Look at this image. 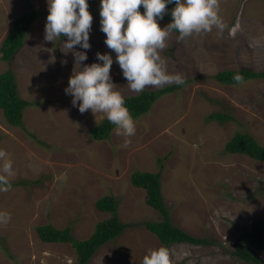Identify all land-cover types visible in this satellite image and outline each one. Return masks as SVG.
<instances>
[{
    "label": "rangeland",
    "instance_id": "rangeland-1",
    "mask_svg": "<svg viewBox=\"0 0 264 264\" xmlns=\"http://www.w3.org/2000/svg\"><path fill=\"white\" fill-rule=\"evenodd\" d=\"M88 3L91 48L83 63L96 62L97 52L110 53L117 90L124 97L138 95L127 87L115 52L104 43L100 0ZM218 3L222 31L213 28L180 39L173 30L159 51L168 74L186 85L135 119L134 135H119L115 128L109 139L95 140L90 131L106 115L90 109L81 113L65 94L75 61L72 52L62 50L67 37L44 40L47 0H0V49L18 16L31 8L44 13L11 61L3 60L0 51V73L13 70L21 97L32 103L20 127L10 125L0 110V149L14 170L9 190L0 191V213L10 216L7 221L0 217V264H75L72 244L44 242L37 227H69L76 239L85 240L111 216L96 205L106 195L119 199L120 218L131 226L103 245L89 264H142L150 249L161 246L169 250L171 264H264V247L242 237L264 217V161L226 151L239 132L264 147V79L225 85L214 78L229 68L264 70V0ZM170 21L158 23L164 27ZM213 113L233 119H210ZM139 170L161 172L173 224L206 238L208 245L169 246L144 225L163 216L146 202V190L133 185L132 174ZM238 245L253 248L260 261L237 256Z\"/></svg>",
    "mask_w": 264,
    "mask_h": 264
},
{
    "label": "clouds",
    "instance_id": "clouds-1",
    "mask_svg": "<svg viewBox=\"0 0 264 264\" xmlns=\"http://www.w3.org/2000/svg\"><path fill=\"white\" fill-rule=\"evenodd\" d=\"M169 4L174 7L168 9ZM47 10L44 40L54 42L59 37H67L61 41L62 50L67 49L74 56V70L64 90L72 97L73 107H78L81 113L89 109L93 114L104 113L115 125L117 134L134 135L133 116L110 75L113 56L97 52L96 62L83 63L88 59L86 50L91 48L89 36L93 15L88 0H47ZM165 14H170L172 19L161 27L158 20ZM99 15L100 31L106 34L104 43L115 52V61L127 87L133 92H142L148 86L162 87L174 79L181 82L178 77L168 74L159 55L170 32L177 31L183 39L193 33L210 32L213 28L222 31L224 28L218 0H100ZM75 46L85 51H77ZM77 65L79 70H76ZM234 79L241 82L243 77L237 74ZM7 156L6 151L0 149V161H3L0 164V191L9 190V177L14 175ZM0 217L5 221L10 219L6 212L0 213ZM142 264H171L170 252L163 246L150 249Z\"/></svg>",
    "mask_w": 264,
    "mask_h": 264
},
{
    "label": "trees",
    "instance_id": "trees-1",
    "mask_svg": "<svg viewBox=\"0 0 264 264\" xmlns=\"http://www.w3.org/2000/svg\"><path fill=\"white\" fill-rule=\"evenodd\" d=\"M166 7L171 9L174 5L169 4ZM143 10L142 6L140 11L143 12ZM43 14V12L35 8H31L15 19L0 49L3 60L11 61L14 55L24 47L28 31L34 22L43 16ZM171 19L170 14H165L162 20ZM237 74L243 77L241 82L235 81L234 77ZM214 78L221 84L238 85L251 79H264V70L254 71L247 68H229L218 71L214 75ZM186 83V81H181L180 83L167 84L153 90L144 89L136 96L124 97L125 105L133 116V119H138L141 115L149 112L159 98L177 91L184 87ZM31 104L30 101L21 97L13 70L9 69L0 73V110H3L8 123L14 127L23 126L25 109ZM210 119L227 121L233 118L226 113H213L210 115ZM115 128V125L111 124L105 118L90 131V134L95 140H107ZM226 151L247 154L254 159L264 161V147L253 136L247 133H237L226 145ZM131 180L134 186L146 190V202L162 214L163 219L161 221H147L144 222V225L154 232L163 244L170 246L176 243H191L196 245H208L210 243L206 238L192 236L187 231L173 224L162 191L161 172L139 170L132 174ZM119 203V199L114 195H106L97 200L96 205L98 209L104 212H110L111 216L107 220L99 221L95 226L94 232L85 240L76 239L69 227L59 229L50 224L46 226L39 225L37 227L38 235L44 242L72 244L77 253V261L75 264H89L96 252L103 245L121 235L131 226V224L121 220ZM242 237L248 240L252 246L263 248L264 217L255 219L251 229L243 232ZM254 252L255 250L251 247L238 245L235 254L245 261L258 263L260 260L255 256Z\"/></svg>",
    "mask_w": 264,
    "mask_h": 264
},
{
    "label": "water",
    "instance_id": "water-1",
    "mask_svg": "<svg viewBox=\"0 0 264 264\" xmlns=\"http://www.w3.org/2000/svg\"><path fill=\"white\" fill-rule=\"evenodd\" d=\"M254 254H255V256L257 257V258H259L260 257V255H259V253L258 252H254Z\"/></svg>",
    "mask_w": 264,
    "mask_h": 264
}]
</instances>
